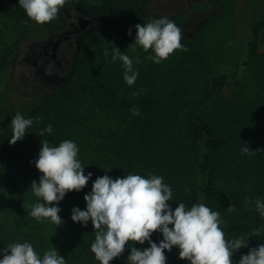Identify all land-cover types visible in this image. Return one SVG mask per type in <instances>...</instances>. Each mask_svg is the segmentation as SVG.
<instances>
[{
	"label": "rangeland",
	"instance_id": "rangeland-1",
	"mask_svg": "<svg viewBox=\"0 0 264 264\" xmlns=\"http://www.w3.org/2000/svg\"><path fill=\"white\" fill-rule=\"evenodd\" d=\"M79 1L97 5L102 2V0ZM146 11L161 17L175 16L176 24H186L188 35L194 38L191 56L187 58L186 51L176 50L162 63L155 64L146 59L148 55H153L151 50L146 53L139 46L134 51L128 48L136 36L132 32L128 35L129 29L111 26L95 32L90 44L95 51V60L91 63L96 62V66L101 67L103 74H99L98 78L102 95L109 92L113 82L114 87L119 86L115 82V65L119 66L122 75L125 71L121 61L112 60L114 46L133 59L134 68L139 72L135 84L132 85V88L138 89L139 95L131 101L119 100L116 105L113 101L114 108L107 109L112 116L106 127L111 131L133 128L135 123L139 121L141 123L144 119H141L143 114L139 119L132 115L130 109L136 107L140 112L143 111L144 107L136 104L138 101L156 103L154 107L156 116L151 119L154 125L149 123V126L154 127L152 130L148 128L146 132L152 149L148 174L162 176L164 182L171 187L172 200L169 204L174 209L181 202L187 205V200L193 195L192 184L195 182L196 185L198 181L196 166L201 152L188 124L185 123L184 127L179 124V128H174L173 122L178 121L185 111H189L190 106L194 105L206 91L210 97L206 108H211L217 94L242 101V108L250 113L251 119L241 118L232 121L226 132L217 134L212 155L217 168L220 166L222 170H227L236 182L245 184L241 190L250 192L252 188L245 182L246 179L251 177L256 166L257 171L264 167V89L261 81L253 66L249 68L242 66L241 77L236 80L229 78L228 84L224 87L211 85L207 89L206 85L215 77L231 76L239 70L237 65L246 59L248 43L255 36L256 25L258 33L260 30L258 52L264 56V0H150ZM60 12L64 13L65 8H61ZM69 13L68 26L57 30L50 26L58 17L50 23L37 24L29 18L25 23L26 20L23 18L17 20L0 15V127L11 110L25 116L36 105L51 97L61 86V74L69 72L73 65L75 43L69 40L61 43L58 50V60L61 61L59 69L54 65L39 64L33 52L37 44L60 39L74 31V18L78 14L76 7L71 8ZM96 26L95 22L89 32ZM105 50L108 51L107 56L103 55ZM136 57H139L142 63L136 64ZM246 146L250 151L255 152L258 149L260 151L255 155L242 154V149ZM219 174L224 175V172ZM219 179L221 181L218 183L219 186L230 195L225 178ZM242 195L243 193L238 190L235 197L240 200L241 206L235 205V211L229 214L253 224L259 232L264 231V217L256 207H249L246 197ZM7 198H10L20 211L39 201L38 197L21 199L12 191L7 195L0 184L1 221L8 214L6 210L8 205L5 206ZM260 198L264 201L263 191ZM254 201L255 199L252 203ZM39 222L50 238L48 240L51 249L54 247L60 253L59 243L64 234L61 226L58 227L49 219H40ZM239 237L249 240L248 246L233 254L232 264H239L241 256L247 254L250 248L264 244L255 243L247 236H232L229 239ZM133 246L143 248V245L129 241L128 248L121 255L122 264H127V256ZM37 253L43 257L44 253L39 251Z\"/></svg>",
	"mask_w": 264,
	"mask_h": 264
},
{
	"label": "trees",
	"instance_id": "trees-1",
	"mask_svg": "<svg viewBox=\"0 0 264 264\" xmlns=\"http://www.w3.org/2000/svg\"><path fill=\"white\" fill-rule=\"evenodd\" d=\"M149 2L150 0H102L101 4L97 5L79 0H67L63 6L65 10L73 7L88 10L95 18L97 26L92 32L84 33L78 39L73 65L57 92L36 105L24 116L33 119V125L28 129L24 138L17 141L14 146L8 142L12 132L11 119L17 113L16 110L8 113L0 127V184L7 195L12 191L21 199L36 197L30 186L33 180L39 181L41 173L36 169L35 164L30 162L38 158L41 140H47L50 146H58L64 140L74 141L79 148L78 159L85 167V174L92 173L85 188L79 192H68L57 205L61 208L59 215L64 220L61 225L64 234L59 243L60 253L58 254L66 259V264H99L90 250L95 237L91 221L84 226L71 219L72 208L86 209L83 197L91 191L95 179L105 174L113 179L128 174L142 175L146 178L149 176L148 168L152 160L150 157L152 149L146 132L148 128L152 130L154 127L149 126V123L154 125L151 119L156 116L154 113L156 103L150 104L146 100L136 103L144 107V110L140 112L143 116H137L138 119L141 116L144 121L135 123L133 128H122L117 131L107 128L106 123L112 116L107 109L114 108L119 100L136 99V96L133 97L130 94L138 92V89L123 82L119 66L115 65V82L119 86L114 87L113 82V87L109 92L102 95L98 77L103 73L101 67L96 66V62L91 63L95 60V51L90 46L92 36L97 31L111 26H123L127 29L131 28L132 33L136 34L134 27L136 24H146L152 19L161 18V16L147 13L146 6ZM0 15L17 20L20 18L28 20L18 0H0ZM69 18L66 12H60L50 27L55 30L63 29L68 26ZM167 18L174 21L175 16ZM176 25L182 30L181 43L187 49L186 57L188 58L191 56L190 51L194 38L188 35L186 24ZM254 34L255 36L248 43L245 61L237 65L239 70L231 76L223 75L213 78L207 83V89L211 85L224 87L228 84L229 78L233 80L240 78L242 66L247 68L253 66L264 89V56L258 52L260 30L258 33L257 25L254 27ZM111 81H113L112 77ZM209 100L210 97L206 91L194 105L190 106L189 111H185L178 121L173 122L174 128H179V124L181 127H184L185 123L188 124L192 137L199 144L201 152V155H198L196 166L198 181L196 185H194L195 182L192 184L193 195L187 200L186 207L190 208L193 203H203L213 211H218L225 222L221 227L227 238L247 236L255 243H264V231L259 232L253 224L227 211L230 205L235 208L241 206L240 200L235 197L238 190L243 193L242 196L246 197L247 205L255 208L252 200L260 198L261 191L264 192V167L257 171L258 166H256L251 177L246 179L245 182H248L252 188L249 192V190H241L245 184L236 182L227 170H222L220 166L217 168L212 155L216 135L226 132L232 121H238L241 118L250 120V113L242 108V101H236L227 96L217 94L211 108H206ZM254 104L257 105L256 102ZM148 105H151L150 108H147ZM49 124L52 126V132L40 137L39 132ZM222 171L224 175L219 174ZM222 177L225 178L230 195H227L228 191L218 184L221 183L219 178ZM6 204L8 214L3 221L0 220V249L14 242L25 241L31 243L36 252L44 253L47 249H51L49 237L43 226L39 220L29 214L31 208L28 206L27 209L20 211L10 198L6 199L5 206ZM17 205L21 207L19 203ZM151 239L158 244L163 237L161 233L156 232L153 233ZM148 246L147 242L143 245V247ZM165 255L166 264H188L186 260L179 259V249L176 247H173L170 252L166 250ZM110 264H122L121 256L114 258Z\"/></svg>",
	"mask_w": 264,
	"mask_h": 264
},
{
	"label": "clouds",
	"instance_id": "clouds-1",
	"mask_svg": "<svg viewBox=\"0 0 264 264\" xmlns=\"http://www.w3.org/2000/svg\"><path fill=\"white\" fill-rule=\"evenodd\" d=\"M67 0H18L19 6L26 16L37 24L50 23L58 14ZM27 23V21H25ZM136 36L128 46L133 51L137 46L144 52H151L146 59L155 64L166 60L176 50L187 51L181 43L182 30L174 21L167 17L152 19L146 24H136ZM132 29L129 28L128 35ZM103 55L107 56L105 50ZM112 60L122 62L125 69L123 80L128 86L135 84L139 72L134 68V61L129 55L122 53L118 47L112 48ZM136 64L142 63L139 57ZM131 96H138L132 92ZM132 115H141L136 107L130 109ZM33 125V119L25 118L17 112L11 119L10 145L24 138ZM49 124L39 132L42 137L51 133ZM260 150L250 151L248 146L242 149V154L255 155ZM79 148L72 140H64L58 146H50L47 140H41L38 158L31 161L41 173L39 181L31 183L32 192L39 201L30 205V216L40 220L49 219L58 227L64 223L57 205L71 191L79 192L88 184L92 173L85 174L78 159ZM86 209L79 207L71 209L73 222L86 226L91 221L94 228V242L90 250L99 264H110L114 258L120 257L128 242L148 247H131L127 256V264H166L165 251L173 247L179 249V259L188 264H232L233 254L248 246L243 237L229 239L221 227L225 223L218 211H213L203 203H193L186 207L179 203L173 209L172 189L164 182V178L150 174H128L113 179L105 174L97 177L91 191L84 195ZM256 210L264 217V201L257 197L254 201ZM228 212H234L230 205ZM159 232L163 239L157 244L151 237ZM0 264H66V259L59 255L53 247L45 251L43 257L35 251L27 241L14 242L0 249ZM239 264H264V244L250 248L243 254Z\"/></svg>",
	"mask_w": 264,
	"mask_h": 264
},
{
	"label": "flooded vegetation",
	"instance_id": "flooded-vegetation-1",
	"mask_svg": "<svg viewBox=\"0 0 264 264\" xmlns=\"http://www.w3.org/2000/svg\"><path fill=\"white\" fill-rule=\"evenodd\" d=\"M71 9V8H70ZM70 9H66L67 10V15L69 16L70 13ZM77 9V16L75 18H77L79 21H84L86 20L87 18H92L93 19V24L95 23V18L87 12L85 9L81 8V7H76ZM75 18H74V31L73 32H70V33H67L65 35H69V41H73L75 43V47H76V43L78 42V39L84 34V33H88L90 31V28L93 26L92 25H89L87 28L83 29V30H80L79 29V25H77L75 23ZM53 40V39H51ZM50 41V40H49ZM47 41V42H49ZM47 42H42L40 44H37L35 49H34V56L35 58L40 62L39 64H49V65H54L56 67V69H59L61 67V61L58 60V51H57V56L56 58H52L51 56V46L47 48V50H45L44 48H42V45L47 43ZM61 46V45H60ZM60 48V47H59ZM59 50V49H58ZM67 73L68 72H65L63 74H61V78L60 80L63 81L65 79V77L67 76Z\"/></svg>",
	"mask_w": 264,
	"mask_h": 264
},
{
	"label": "water",
	"instance_id": "water-1",
	"mask_svg": "<svg viewBox=\"0 0 264 264\" xmlns=\"http://www.w3.org/2000/svg\"><path fill=\"white\" fill-rule=\"evenodd\" d=\"M65 12L67 13V10H65ZM87 14L89 13L88 10H86ZM75 23L77 25H79V29L80 30H83L85 28H87L89 25H92L93 24V19L92 18H87L86 20L84 21H79L77 18H75ZM69 35H64L62 36L60 39H53V40H50L49 42L45 43L42 45V48H44L45 50H47L48 47L51 46V56L52 58H56L57 56V51L61 45V43L63 41H67L69 39Z\"/></svg>",
	"mask_w": 264,
	"mask_h": 264
}]
</instances>
